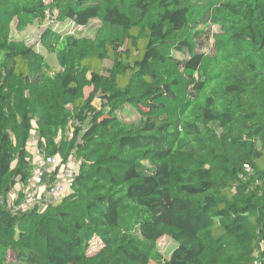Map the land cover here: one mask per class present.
<instances>
[{
  "label": "trees",
  "instance_id": "1",
  "mask_svg": "<svg viewBox=\"0 0 264 264\" xmlns=\"http://www.w3.org/2000/svg\"><path fill=\"white\" fill-rule=\"evenodd\" d=\"M48 16L40 43L60 69L11 38L14 21L23 32ZM94 21L90 38L64 30ZM33 130L47 155L74 152L78 176L60 202L16 212L23 191L6 200L30 177ZM256 262L264 0H0V264Z\"/></svg>",
  "mask_w": 264,
  "mask_h": 264
},
{
  "label": "built area",
  "instance_id": "2",
  "mask_svg": "<svg viewBox=\"0 0 264 264\" xmlns=\"http://www.w3.org/2000/svg\"><path fill=\"white\" fill-rule=\"evenodd\" d=\"M69 136L73 137V134L70 133ZM41 142L45 145L44 140ZM43 148L44 153H41V149L26 159L31 164L32 171L28 181L22 186L24 196L21 203L15 206L16 212L32 209L42 211L47 206L60 202L73 189L79 171V161L74 152L63 162L59 155H47L45 146ZM95 241L101 245L99 239H93L91 247L94 249L99 247Z\"/></svg>",
  "mask_w": 264,
  "mask_h": 264
},
{
  "label": "rangeland",
  "instance_id": "3",
  "mask_svg": "<svg viewBox=\"0 0 264 264\" xmlns=\"http://www.w3.org/2000/svg\"><path fill=\"white\" fill-rule=\"evenodd\" d=\"M45 1L48 4L53 2V0H45ZM51 25L57 27V25H53L52 19L50 18V16H48L47 21L43 25L36 23V24L28 27L25 31L19 32L16 29V21H14L12 23L11 38L14 41L25 43L27 46L32 47L36 52H42L44 55H46L48 57V60L50 61L51 65L55 69H60V65L57 63L55 57L48 55V53L44 50V48L42 47V45L40 43L42 33ZM97 27H98L97 22L94 21L89 25V27H87L85 29L75 28L72 24H70V25H67V27H65L64 30H67L71 34H75L78 36H86V37L90 38V37L94 36ZM213 29L215 31H217V28H213ZM106 64H107V66H111L110 62H107ZM84 93H85V97L93 98V104L95 106H97V107L100 106L99 97H98L99 95H98L97 91H95L94 87H87L85 89ZM182 99H183V97H182ZM182 99H180V101L177 102L176 107L181 106V104L183 103ZM136 117L137 116L135 114H131L129 118L135 119ZM33 126H35L34 121H33ZM35 136H37V138L39 136L37 130L32 131V140L35 139ZM30 144L32 147L34 143L31 142ZM29 149H31V148H29ZM41 149H42L41 153H44V148L42 145H40V140H38L37 144H35L33 147V151L36 152V150L40 151ZM22 191H23L22 185L18 184L9 193L7 200H6L7 207L11 206L18 199V197ZM95 243H96V241H95ZM99 244L100 243H98V242L96 243L97 246H99ZM158 246H159V251H160L163 259H168L171 256V254L173 253V251L176 249L177 244L171 238L164 236L163 238H161L159 240ZM151 264H155V263H151Z\"/></svg>",
  "mask_w": 264,
  "mask_h": 264
},
{
  "label": "crops",
  "instance_id": "4",
  "mask_svg": "<svg viewBox=\"0 0 264 264\" xmlns=\"http://www.w3.org/2000/svg\"><path fill=\"white\" fill-rule=\"evenodd\" d=\"M36 138H37V136H35V139L32 140V134H31V138H30L29 143H28V146H27V152H28V156H29V157H32V156L37 152V150H36V152L33 151V147H34L35 144H37L38 140L41 141V138H40V136H38L37 139H36ZM30 141H31L32 143H34L32 147H31V144H30L31 142H30ZM29 148H31V149H29ZM34 152H35V153H34ZM30 155H31V156H30Z\"/></svg>",
  "mask_w": 264,
  "mask_h": 264
}]
</instances>
